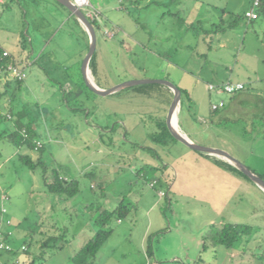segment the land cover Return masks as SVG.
<instances>
[{
	"label": "rangeland",
	"instance_id": "1",
	"mask_svg": "<svg viewBox=\"0 0 264 264\" xmlns=\"http://www.w3.org/2000/svg\"><path fill=\"white\" fill-rule=\"evenodd\" d=\"M3 1L1 46L9 48L19 60L37 58L36 63L25 66L26 82L21 95L29 105L39 101L42 108L35 112L33 126L37 139L45 146L43 159L48 166L61 168L68 178L79 179L81 187L71 198L49 194L41 171L30 170L18 158L19 152H28L37 158L39 151L35 148L30 151L26 146L17 149L5 140L0 141V192L9 197L7 207L17 235L14 248H19L25 238L39 240L45 234L64 235L58 244L61 248L49 249L40 256L38 244L34 242L29 247L30 254L20 253L21 259L34 258V264H84L86 259L79 256L78 250L95 236L96 207L112 210L124 200L135 208L121 220H111L112 234L98 256L87 264H264V203L259 198L243 195L238 210L240 222L252 225L257 231L255 238L248 243L239 242L234 248L218 246L215 252L212 248H203L202 236L211 224L227 221L219 214L216 203L203 202L194 190L185 194L177 191L175 196L172 193L170 202L168 196L162 198L158 194L159 189L167 192L169 184L175 181V169L183 167L189 178L204 177L200 174L201 166L193 161L198 151L190 150L179 141L162 146L149 137L157 130L158 118L166 116L173 91L160 83L126 87L113 96H101L84 88L82 78L75 75L78 65L73 62L87 45L74 20L67 21L63 12L67 8L52 7L47 0ZM208 1L221 11L205 6L201 23L188 20L179 27L173 25L179 12L170 0H91L92 3L86 0L81 8L88 17L100 22L95 57L102 56L106 66L102 77L107 72L104 78L110 77L117 84L128 80L167 79L190 94L200 74L206 83L216 78V73L220 77L252 82L248 92L255 94L256 104L255 100L250 101L246 108L256 109L257 114L231 117H263L252 126V135L260 132L264 136V78L259 77L264 76L261 62L264 7L260 19L249 24L240 16L251 6V0ZM222 12L226 15L221 22L216 16L219 13L224 16ZM235 19L237 22L231 30L227 26ZM212 21L217 25H212ZM189 26H193L192 30L204 31L198 45L193 31L187 36L183 34ZM218 27H227V30L217 34ZM171 30L174 37L169 33ZM210 45L213 51L209 53ZM63 71L74 79H81L78 88L65 92L53 83L56 74ZM9 77L4 75L3 80ZM136 86L145 87V92L140 93ZM148 92L153 95H145ZM200 93L204 96L192 97L193 104L183 97L178 114L180 131L189 130L193 125L201 128L192 118L209 117L211 103L229 100L226 93L202 89ZM225 109L221 108L220 114ZM249 124L244 119L238 120L231 123L236 133L221 130L220 134H227L233 154L263 170L264 138H252L248 144L236 136ZM102 128L109 132L104 133ZM242 131L251 136V132ZM197 133L201 144L218 140L206 130ZM140 146H153L161 154L148 148L146 152L152 159L148 161L142 158ZM168 151L173 155L171 166L162 160ZM154 180L157 184L152 187L150 183Z\"/></svg>",
	"mask_w": 264,
	"mask_h": 264
},
{
	"label": "crops",
	"instance_id": "2",
	"mask_svg": "<svg viewBox=\"0 0 264 264\" xmlns=\"http://www.w3.org/2000/svg\"><path fill=\"white\" fill-rule=\"evenodd\" d=\"M170 1H172L175 4L174 9H176L179 12L178 14H176L177 15L175 18L176 21L173 24L174 26H178V27L183 26V23H186L188 20H191V21L195 20V21L201 23L203 21L202 19L204 18V14L202 12L204 11L205 6L214 7V5L208 0H179V1L170 0ZM47 2L50 5H52V7L55 6L57 9H59V6H61L57 3H55L54 0H47ZM90 2H91V0H90ZM4 3L5 2L3 1V4ZM248 8H249V6H247L245 8L243 14H241L240 17H243V19L245 18V20L249 24H252L253 22H256L257 20L260 19L261 14H260L259 18H257L256 20H248L244 16V13ZM65 10L66 11H63V12H65L67 21L73 20V14L68 9H65ZM219 10L215 9V7H214V11L218 12ZM170 14L175 15L173 13H170ZM222 14H224V16L219 13L218 16H216L217 17L216 20L220 19V21L222 22L224 20L223 17H225L226 13L222 12ZM34 17H35V19H37L36 15H34ZM236 22H237L236 19H235V21L230 20L227 27L232 30L233 29L232 27L235 26ZM74 23L79 28L80 33L82 35L81 37L83 38L85 44L89 48L90 36H89L87 30L85 29L83 24L80 23V21H79V23H76L74 21ZM216 23L217 22L212 21V25H215ZM227 27H224V30H222V29L219 31L217 30V34L218 33H224L227 30ZM192 28H193V26H189V28H187V30H184L183 34L185 36H187L190 31L191 32L193 31V34H195V36H196L195 42L198 45V43L200 41L199 37L201 38L204 31L201 32L195 28H194L195 30H192ZM172 31L173 30H171L169 33L171 34L172 37H174L172 35ZM236 34H237V36H240V33L236 32ZM13 41L16 42L17 41L16 38H14ZM45 42L48 43L49 41L47 40ZM0 43H1V40H0ZM186 45L188 47L190 44L187 43ZM87 47H86V50H83L81 55L79 54L80 56L77 59H74V62H73L76 66L78 65V71L75 72V75H78L77 77L80 76L84 83H85V80H84L83 73H82V62H83V57L85 56V53L87 51ZM190 47H191V45H190ZM3 48L8 50L10 52V54H12V56L14 58V62L19 64L24 69V71H25L26 65H33L34 63L37 62V58L33 59V58L26 57L25 59L19 60L18 58H16L13 55V53L10 51L9 48H7L6 46H3ZM209 48L210 49L208 52L210 53V51H213V47L210 45ZM32 52H34V49H32ZM261 62L264 64V59H261ZM95 64L96 65H95L94 69L92 68V65L89 64V70L91 71L93 81L100 88L105 89V88H109V87H112V86L117 84L110 77L107 79L104 78L105 76L107 77V75H108L107 72H106V74H103V77H102L101 72L103 71L104 68H106V66H104V64L102 62V56L101 57L97 56V58L95 59ZM95 70H96V72H95ZM218 73H220V72L218 71ZM257 73H259V72H257ZM60 74H56V76H55L56 78L55 79L53 78V81H54L53 83L58 84L57 86H59V88L61 90L65 91V92L67 90L70 91V90L76 89L77 85L80 84L81 79H78V78L74 79L70 74H67L66 71H63ZM216 75H217L216 78H213L212 81H208L206 83L205 80L203 79V77L201 78V74H200V77L198 78V82L195 83V86L192 88V90L190 89L191 95H192L191 98L192 97H195V98L201 97L202 98V95L204 96V93H202V94L200 93L201 89L205 92H208V91L210 92V90L208 88L209 83H219V82L226 81V80L241 81V82H244L246 84L247 88L241 92L234 94V95H229V100L222 99L226 103L225 106L223 107L224 109L225 108L226 109L222 114H220V112H218V113H213L212 115L210 114L209 117H193L192 118L193 122H197L198 126L201 128H198L195 125H193L189 130H181V131L183 133H185L193 141H195L197 143H201L202 141L200 140L201 139L200 135H198L197 132L201 131L202 129L206 130L211 135H213V137L216 136L217 137L216 139H218L217 141H215V142L213 141L212 143L209 142L206 145H211V146L220 147L222 149H225L226 151H228L229 153L234 155L237 159H239L241 162H243L250 169H252L255 173H257L258 175H264V169L262 170L261 167H260V169H258V168H256V166H253L251 164H247L245 162L246 160H244L243 158L241 159L239 156H236L235 154H233V152H231V150H229L230 149L229 146H231V143L229 141L227 134L223 133L224 134L223 136H221L222 134H220L221 130H223L224 132H227V133L229 132L230 134L233 132L236 133L235 129H233L231 127V123L244 119V120L248 121L250 124H249V126L247 125L245 129H241V130L239 129L241 132H239V133L237 132V134H236L237 137L243 138L244 141L248 144L251 143L250 139H252V138H254V139H257L260 137L264 138V136L261 135L260 132H258L256 134V132H255L256 130L254 131L255 135L254 136L252 135V131H253L252 126L255 127L256 122L260 123L259 121H260V119H263V117H231L233 115L237 116V115H243V114H247V113L257 114L256 109L251 108L252 110H250L249 108H246V105H248L247 103L250 101L255 100V104H256V97H254L255 94L248 92L250 90V86L252 85V82H247L243 79L235 80L231 76L220 77V75H218L217 73H216ZM259 77L264 78V76H259ZM104 81H107V82H105V84H104ZM249 81H251V78L249 79ZM25 82H26V80L24 79V84H25ZM108 82H109V84H106ZM24 84H23V87H24ZM79 89H81V87ZM118 91H116V92H118ZM116 92L108 94V95L113 96L114 94H116ZM101 96H107V95H101ZM21 100H22V102L27 103L26 99H24L23 96L21 97ZM189 102L191 104H193V100L189 101ZM29 103L31 104L32 101ZM35 103H38V105L40 106L39 101H36ZM40 109H42V108L40 107ZM68 109L72 110L70 108H68ZM95 110H97V108H95ZM210 113H211V107H210ZM242 130H244L245 132H248V133L251 132L250 133L251 136L248 137L247 134L246 135L243 134ZM102 131L104 133L109 132V130H105V129H103ZM140 148H141V151H143V153H144V154H142V158L147 159L148 161H150V160L152 161V159H149L150 153L147 154V152H146L148 150V148L149 149L151 148L155 154L160 153V151H158L153 146H140ZM190 150H194V149L190 148ZM99 151L101 152V151H103V149H99ZM195 151H197V150H195ZM257 151L259 152V154L262 153L259 148ZM161 152H164V151H161ZM168 152H167V156L164 155L165 157H163L162 160H164V161L167 160L168 162H165V163L163 162V164L171 166L173 155H172V153H170V152L168 153ZM249 153H251L250 150H249ZM121 156H123V155L121 154ZM153 158L155 160H157L155 157H153ZM155 160L153 162H155ZM193 161L195 162L196 165H199V167L201 166V168H200L201 173L200 174H202L204 177H202L201 179L198 177H197L198 179L197 178H189L187 176V173H186L187 170L183 169V167L179 168V169H175L177 178L175 179V181L173 183L169 184V189L167 190V192L165 191L166 195L163 196V197L168 196L169 202L172 200V196H171L172 193H173V196H175L177 191L179 193L185 194V193H191L194 190V192H197L199 194V198L203 202H206L208 204L213 203V202H214V204L216 203V206H218L217 209L219 210V214H221V217L225 218L227 220V222H231V223H241L238 210L242 206V201H243L242 196L243 195H249L250 197L255 196V199L259 198L260 199L259 202L264 203V190L258 184H256L254 181H252L248 176H246L245 174L243 175V174L239 173L238 171H235L232 168V166L233 167H236V166L234 164H232L230 161H228L227 159H225L221 156L215 155V154H211V153H207V152L206 153L199 152V153H197V155H195V157H193ZM141 175H143V173ZM179 176L181 177L180 180H178ZM155 181L157 183V180H155ZM91 188H92V185H91ZM240 198H242V200ZM244 224H247V223H244ZM259 247H260V245H259Z\"/></svg>",
	"mask_w": 264,
	"mask_h": 264
},
{
	"label": "trees",
	"instance_id": "3",
	"mask_svg": "<svg viewBox=\"0 0 264 264\" xmlns=\"http://www.w3.org/2000/svg\"><path fill=\"white\" fill-rule=\"evenodd\" d=\"M54 1L64 7L59 1ZM263 6L264 0H262L261 8L259 10L260 14L263 10ZM88 18L94 24L96 29L100 28V22L98 20L91 19L90 17ZM73 20L76 23H79L78 19L74 15ZM221 29L223 30L224 27L217 28L218 31ZM212 32L214 31L212 30ZM208 42L210 43L211 41ZM3 49V46H1L0 44V109L2 111L11 113L12 119H8L5 115H0V141L5 140L15 146L17 149L26 146L30 151H33L35 148L34 140L37 139L38 136V133L35 130L33 124L36 119L35 112H38L40 106L38 105V103L29 105L22 102L20 96L24 80H17L11 77L7 78L5 81L3 80L4 75L9 76L7 72L4 71L3 67L8 63L14 62L12 54H10L8 57H3ZM94 58L95 53L91 58L90 65H92ZM84 88L89 89L85 83ZM135 88L136 90H140V93H143L146 90L145 87L136 86ZM158 88L160 87L158 86ZM180 89L182 92L181 105L183 103V97H185L188 101H191L192 98L190 92L187 89H183L181 87ZM168 90L170 92L172 91L170 88H168ZM70 93H72V91ZM145 95L152 96L153 94L148 92L145 93ZM73 109L80 110V108ZM220 110L221 109H211V115L213 113L220 112ZM156 126L157 130L149 134V137L155 143L162 146H168L170 143H172V141L178 142V140L175 139L170 133L166 125L165 117H159L156 122ZM24 129L26 131L25 134L23 133ZM111 131H114V127H112ZM44 149L45 146H42L40 149H38L39 156L37 158H34L32 154L28 152H19L18 158L21 163L27 166L30 170L41 171L44 185L46 187V192H48L49 194L64 198H71L76 196L81 191L79 179H70L61 172V168L48 166L42 155ZM199 152L206 153L202 151ZM152 168L155 167L153 166ZM232 168L244 175V173L238 168L233 166ZM49 173L52 174L53 178H50ZM142 173L143 172H141L140 174ZM260 176L264 178V175ZM100 186L102 187L103 185L101 184ZM91 206L93 207V205ZM134 208L135 207L133 204L126 203L124 200L120 201L112 210L104 209L101 206L96 207L95 211H97V215L94 219V223L97 228L95 231V236L94 238L85 241L78 250L79 256H82L84 259H86V261L82 263L87 264L89 262H92L98 256L100 249L103 247V245L106 243L113 232V227L110 226L111 220H113V218L121 220L122 218L126 217ZM8 216L10 217L9 209ZM15 228L16 227L14 226V235L10 238V242L12 243V245L15 237L17 236ZM256 232L257 231H255L254 227L249 224L231 223L227 221L221 224L213 223L208 227L207 231L202 236L203 248H212L215 252L217 251V247L221 245L226 246L227 248H234L239 242H251V240L255 238L254 236ZM63 236V233H61L58 235L45 234V236L41 237L39 240H33L32 237L27 239L25 238L22 245H27V249H21V245L17 249L14 248L12 252H2L0 254V262L1 264H34V258H30L29 260L21 259L20 253L22 252L30 254L29 247H31L35 242L36 244H38V247L40 249L39 255L44 256V254L49 249H56L59 247L61 248V245L58 244L61 242ZM262 255L264 257V246ZM16 258L20 259V263L14 262V259ZM77 260V262H81L79 257Z\"/></svg>",
	"mask_w": 264,
	"mask_h": 264
},
{
	"label": "water",
	"instance_id": "4",
	"mask_svg": "<svg viewBox=\"0 0 264 264\" xmlns=\"http://www.w3.org/2000/svg\"><path fill=\"white\" fill-rule=\"evenodd\" d=\"M57 1H59L62 5H64L80 21V23L83 24V26L85 27V29L87 30L90 36L89 49L82 62L83 77L89 89H91L93 92L99 95H108V94L114 93L126 87H131V86L145 84V83H160V84L166 85L174 93V97L172 99V102L170 103L167 114L165 116L166 125L170 133L172 134V136L175 139H177L179 142L185 144L191 149L215 154V155H218V156H221L227 159L264 190V178L258 175L257 173H255L252 169L246 166L243 162L237 159L234 155H232L231 153H229L228 151L220 147L197 143L193 141L191 138H189L182 131H177L172 128L171 114L177 106L180 107L181 97H182L181 89L177 87L172 81L167 80V79L128 80V81L118 83L112 87L105 88V89L100 88L94 81L91 82L87 75V70H89L90 60L93 54L95 53L96 47H97V41H98L97 29L94 26V24L91 22V20L88 18L86 13L83 11L80 3L77 0H57Z\"/></svg>",
	"mask_w": 264,
	"mask_h": 264
},
{
	"label": "built area",
	"instance_id": "5",
	"mask_svg": "<svg viewBox=\"0 0 264 264\" xmlns=\"http://www.w3.org/2000/svg\"><path fill=\"white\" fill-rule=\"evenodd\" d=\"M78 1V0H77ZM79 2V1H78ZM80 3V2H79ZM84 3V2H83ZM83 3H80L82 5ZM3 1L0 0V7L2 6ZM262 0H251V6L245 11L244 15L248 20H255L259 18L260 16V8H261ZM10 55V52L6 49H3V57H8ZM4 71L7 72V74L14 79L17 80H24L26 77V73L24 69L18 65L16 62H11L6 64L4 67ZM208 88L210 91H215L219 94H229L234 95L238 92L243 91L246 88V84L241 81H232V80H226L219 83H209ZM225 101L220 100L218 102L211 103V109L212 110H219L225 106ZM0 115H5L8 119H12V114L9 112L2 111L0 109ZM23 133L25 134V129L23 130ZM35 149L38 150L43 146V142L39 139L34 140ZM156 181L150 183V185L153 187L155 186ZM158 194L160 197H163L166 195V192L162 189L158 190ZM9 200V197L4 194L2 191L0 192V254L2 252H12L14 250V246L10 242V238L14 235V225L11 217L8 216V207H7V201ZM21 249H27L25 245H22ZM15 263H20V259L16 258L14 259ZM152 264H158V263H152Z\"/></svg>",
	"mask_w": 264,
	"mask_h": 264
},
{
	"label": "bare ground",
	"instance_id": "6",
	"mask_svg": "<svg viewBox=\"0 0 264 264\" xmlns=\"http://www.w3.org/2000/svg\"><path fill=\"white\" fill-rule=\"evenodd\" d=\"M80 3H83V2H85L86 0H78ZM87 75H88V77H89V80L91 81V82H93V77H92V74H91V71L90 70H87ZM179 109H180V107L179 106H177L174 110H173V112H172V114H171V126H172V128L174 129V130H177V131H180V127H179V123H178V114H180L179 113ZM174 116H175V123H174Z\"/></svg>",
	"mask_w": 264,
	"mask_h": 264
}]
</instances>
